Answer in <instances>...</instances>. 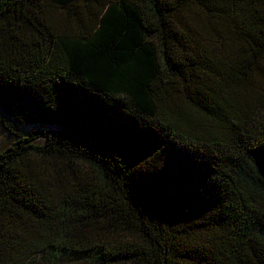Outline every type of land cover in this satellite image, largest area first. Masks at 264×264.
<instances>
[{
    "label": "trees",
    "instance_id": "obj_1",
    "mask_svg": "<svg viewBox=\"0 0 264 264\" xmlns=\"http://www.w3.org/2000/svg\"><path fill=\"white\" fill-rule=\"evenodd\" d=\"M0 264H264V0H0Z\"/></svg>",
    "mask_w": 264,
    "mask_h": 264
},
{
    "label": "rangeland",
    "instance_id": "obj_2",
    "mask_svg": "<svg viewBox=\"0 0 264 264\" xmlns=\"http://www.w3.org/2000/svg\"><path fill=\"white\" fill-rule=\"evenodd\" d=\"M8 140L10 141L6 131L0 128V145L5 144Z\"/></svg>",
    "mask_w": 264,
    "mask_h": 264
}]
</instances>
